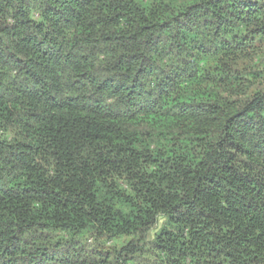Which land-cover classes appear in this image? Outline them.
Returning <instances> with one entry per match:
<instances>
[{
    "label": "trees",
    "instance_id": "trees-1",
    "mask_svg": "<svg viewBox=\"0 0 264 264\" xmlns=\"http://www.w3.org/2000/svg\"><path fill=\"white\" fill-rule=\"evenodd\" d=\"M0 264H264V0H0Z\"/></svg>",
    "mask_w": 264,
    "mask_h": 264
},
{
    "label": "rangeland",
    "instance_id": "rangeland-1",
    "mask_svg": "<svg viewBox=\"0 0 264 264\" xmlns=\"http://www.w3.org/2000/svg\"><path fill=\"white\" fill-rule=\"evenodd\" d=\"M113 243V242H112Z\"/></svg>",
    "mask_w": 264,
    "mask_h": 264
}]
</instances>
